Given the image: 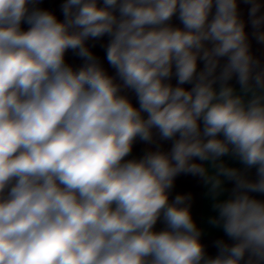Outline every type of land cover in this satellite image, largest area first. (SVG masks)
<instances>
[{
	"label": "clouds",
	"instance_id": "clouds-1",
	"mask_svg": "<svg viewBox=\"0 0 264 264\" xmlns=\"http://www.w3.org/2000/svg\"><path fill=\"white\" fill-rule=\"evenodd\" d=\"M245 3L264 43V5ZM38 4L0 0V264H264V65L238 0H64L63 20ZM105 35L115 75L86 43ZM137 139L172 146L127 159ZM181 173L217 197L235 183L215 257L190 195L169 200Z\"/></svg>",
	"mask_w": 264,
	"mask_h": 264
},
{
	"label": "crops",
	"instance_id": "crops-1",
	"mask_svg": "<svg viewBox=\"0 0 264 264\" xmlns=\"http://www.w3.org/2000/svg\"><path fill=\"white\" fill-rule=\"evenodd\" d=\"M102 3V0H100ZM64 3V0H39V4L37 5L39 8L51 11L53 14L57 16L59 20H63V14L61 11V5ZM260 3L264 5V0H260ZM251 5L245 3V0H238V12L241 18L245 21V31L248 34V39L250 43V51L254 57L258 58L261 61V64L264 65V43H260L257 41L255 36L253 35L254 29L249 22V9ZM261 13H264V7L261 8ZM171 24L173 26L182 27L179 19L174 16L171 20ZM27 24H22V28L27 29ZM109 41V37L105 35L102 38L93 40L90 39L87 41V45L90 50L93 52L95 56H97L108 72L109 75H115V69L111 67L106 59V46ZM66 62L72 65L74 68L79 67L83 64V60L74 55L71 51L66 53ZM203 68V63L198 62V70ZM171 83L175 86L177 81L176 78L173 77ZM230 84L234 86L237 90H239V84L236 82L235 78L230 81ZM185 88H190L191 85L185 84ZM122 94L126 95L130 102L139 107L137 97L133 90L131 89H123ZM157 146L163 151H169L172 146V141H161L157 139L155 144L149 145L146 142H143L139 139L134 143L132 152L127 159L132 158H140L144 155L147 150H156ZM224 163L229 167L239 168L245 172V174L250 179L256 178V169H245L244 165H242L239 160L233 158L230 155H226L221 158ZM197 163H202L201 161H196ZM223 179V191L217 197L209 190V186L205 184L203 178L199 175L192 174H179L175 180L173 188L170 190L169 200H173L176 195H190L191 199L188 201L190 204V212L194 222L197 227L201 229V243L205 246V252L208 256L215 257L218 254V248L216 247L217 240H223L228 244H232L233 241L225 234L223 228L221 226H215L211 224L209 221L211 218L218 216V211L213 207V205L217 201H225L232 197L233 189L235 187L234 181H230L227 179ZM253 198L264 201V194L262 193H250ZM164 224L162 221H158L155 226V230L159 231L164 228ZM247 259V257H245ZM243 264V262H242Z\"/></svg>",
	"mask_w": 264,
	"mask_h": 264
}]
</instances>
